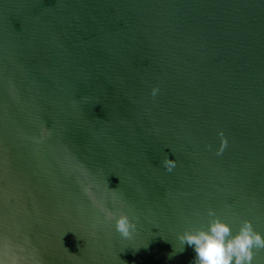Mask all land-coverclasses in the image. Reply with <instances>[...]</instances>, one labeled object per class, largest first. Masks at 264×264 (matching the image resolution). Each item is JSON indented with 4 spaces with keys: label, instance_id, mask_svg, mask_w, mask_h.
I'll return each instance as SVG.
<instances>
[{
    "label": "water",
    "instance_id": "obj_1",
    "mask_svg": "<svg viewBox=\"0 0 264 264\" xmlns=\"http://www.w3.org/2000/svg\"><path fill=\"white\" fill-rule=\"evenodd\" d=\"M209 209L264 234V0H0V264H190Z\"/></svg>",
    "mask_w": 264,
    "mask_h": 264
},
{
    "label": "clouds",
    "instance_id": "obj_2",
    "mask_svg": "<svg viewBox=\"0 0 264 264\" xmlns=\"http://www.w3.org/2000/svg\"><path fill=\"white\" fill-rule=\"evenodd\" d=\"M158 88L152 89L155 96ZM223 137V132H218ZM211 146L209 145V148ZM227 147L226 138L217 155H221ZM163 165L171 172L175 162L165 156ZM209 219L206 229L187 230L178 236L181 244L193 247L195 257L190 264H253L254 250H264V234L257 232L249 220H244L238 232L233 235L231 226L217 216L214 209L207 213ZM106 219L115 222V229L121 237L131 239L136 232V225L130 218L121 213L119 216L112 212L106 213ZM184 250V247L180 252ZM175 253H169L171 259Z\"/></svg>",
    "mask_w": 264,
    "mask_h": 264
}]
</instances>
